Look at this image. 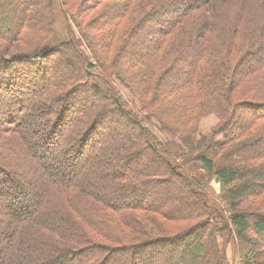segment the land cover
<instances>
[{
    "label": "trees",
    "instance_id": "obj_1",
    "mask_svg": "<svg viewBox=\"0 0 264 264\" xmlns=\"http://www.w3.org/2000/svg\"><path fill=\"white\" fill-rule=\"evenodd\" d=\"M8 1L0 0L19 2L20 15L0 13V264H229L234 240L246 247L243 264H264V0H131L107 13L110 47L100 44L102 52L88 31L100 23L85 22L80 4L71 18L69 0ZM43 6L44 38L59 11L92 36L80 34L90 56L67 24L66 39L28 42ZM152 21L158 35L143 55L119 59L132 30ZM150 51L159 54L145 59L151 66L133 79L136 88L125 68ZM116 79L147 114L125 102ZM175 93L187 104H177L175 119L147 106L164 108ZM246 94L255 101H240ZM206 113L219 120L200 134ZM152 119L179 142L158 139L145 123ZM112 122L136 141H116L117 131L102 137ZM182 156L216 178L223 207L177 170ZM182 177L195 200L180 216L176 200L148 195L163 187L168 195L170 179ZM247 199L261 210H245Z\"/></svg>",
    "mask_w": 264,
    "mask_h": 264
},
{
    "label": "rangeland",
    "instance_id": "obj_2",
    "mask_svg": "<svg viewBox=\"0 0 264 264\" xmlns=\"http://www.w3.org/2000/svg\"><path fill=\"white\" fill-rule=\"evenodd\" d=\"M6 2H10L8 0H5ZM131 0H69V4L70 7L72 6L70 12H69V16L72 18L71 14H72V10L74 9L76 11V5L80 4L79 6V13L81 14V7H85V10L82 11L84 12V20L85 22L87 21H91L93 20V18L97 19V22H99V26H97L96 32H94L92 30V32L90 31V29H88L89 33L92 35L95 34L96 35V39L93 40L94 43L96 44V47L100 49V51L102 50V46L104 45V47L108 46L110 47V40L107 41V29H106V24H111V21H108V17L109 14H107L108 12L110 13V15H112V11L116 12L117 11V7L123 3H129ZM0 2V13H4V15L6 16V12L9 10L10 12H12L11 14H16L20 15V10H19V2H16L17 4L14 5V8H12L11 5H9V3ZM19 5V6H18ZM18 9H15L17 8ZM47 15H48V10L43 6L42 8H40L38 11H36V13L32 14L33 18L31 20L30 25H32V28H30V26L28 25V27L26 28V33H27V37H28V42L33 44L38 43V39H41V41L45 44L48 42H57L58 40H62V39H66V24L70 25V33L73 35H75V37L77 38L76 40L79 41L78 39L82 40L81 35H83V33L87 32V39H91L92 41V36L88 33V31H86L85 29L79 27V23L76 24L75 21L71 20V19H67L65 20L63 18L62 13H60L59 11H57L55 13V25L52 28V31L50 32V34H48L46 36V38H44V31L45 29L48 27L47 25ZM37 16H39V19H37ZM98 16V17H97ZM136 17L139 16V13H137L135 15ZM9 17V16H6ZM77 17V16H75ZM79 19V18H78ZM71 21V22H70ZM90 24V23H89ZM145 25V27L143 26ZM76 26H78V28H76ZM54 29V30H53ZM141 29V32L139 31ZM157 24L155 23V21H152L148 24H146V22H142L139 26L135 27L132 30V33L124 40V41H128L126 43H124V46L122 48V50L119 52V59L121 57V55H124V62L129 61L132 62L134 60V58L139 57L143 54L140 55L139 51L142 50V48H146L149 47V45L153 42V40L155 39V37L158 35L157 32ZM33 30V31H32ZM138 31V32H137ZM134 32H137V34H135ZM81 34V35H80ZM135 34V36L133 37V35ZM85 38V40H87ZM178 37H172V39H176ZM177 41V39L175 40ZM103 42V43H102ZM79 44L82 46V49L84 50V52L86 53L87 56H90V49L87 48L86 45V41L82 40L79 41ZM102 44V46L100 45ZM115 46L119 45L117 44V42L114 41ZM89 45V43H88ZM172 44H170V46L168 48H171ZM177 47V45H176ZM89 50V51H88ZM102 52V51H101ZM123 52V53H121ZM121 53V55H120ZM156 54H159V52L157 51V53H153L152 51H150V53L147 55L148 57L144 59H142L138 64H132V66H128L129 64H127L126 68H125V75H126V80L129 81V83L134 84L135 85V81H133V79H138L140 77V75H142V73L144 74V69L147 70L150 66H151V62L145 61V59H152L155 58ZM65 57V55H63ZM128 58V59H127ZM168 58V57H167ZM56 60L54 61L55 64ZM62 62V59L59 60V63ZM66 64V63H65ZM26 65V64H25ZM73 65V64H72ZM71 65V66H72ZM54 69H57L54 67ZM129 72V73H128ZM70 72H66L65 74H68ZM136 75H133V74ZM118 88L120 89V92L122 94V98L125 100V102L127 104L130 105V107L137 113V114H147L146 110H143L144 108L142 107V105L139 103V101L137 100V98L131 93V91L128 88H125L117 79L115 80ZM161 83L158 84V87H156V95L153 97V99L151 98V103L154 104L155 102H157V100H159V96H158V91H159V87H160ZM136 87V85H135ZM137 88V87H136ZM247 92V91H246ZM141 93H143L141 91ZM251 94V93H250ZM181 94L180 93H175V94H171L168 97H166V101L165 104L167 105L166 107H162L161 104H158V107L155 108V106L151 105V104H147V106L149 108H151L150 110H154L159 116L163 117V118H171L173 117L174 119L177 116V110H179V107H177V104H183V105H187L186 102L184 100L181 99ZM240 95V94H239ZM243 99H241L240 101H255V98L253 97V95H248ZM145 97V96H144ZM149 99L150 94L146 95L145 98ZM185 99V98H184ZM108 104V103H107ZM244 113V112H243ZM71 117L70 113L67 115V117ZM67 117H65L67 119ZM64 118V119H65ZM245 118H243L242 120H244ZM218 116L215 113H206L205 116L201 117L198 120V130L200 134H206L208 133L211 129L214 128V126L218 123ZM146 125L148 126V128H150V130L152 131V133L154 135H156L158 137V139H160L163 143L165 142H169L171 140L177 141L179 142L177 139L174 138V136H170L167 135L163 132H160V126L159 124L152 119V123H148V121H145ZM234 127V125L232 126ZM116 128V129H115ZM102 129H104V133L102 135V137H107V135L109 133H115L116 131L119 133L121 132V135H117L115 134V140L118 141H123L122 139L124 137L126 138H131L132 140L136 141V133L132 132V130L125 126L122 123H118V122H112L110 124H108V126H104L102 127ZM230 130L236 131L234 129H231L230 126ZM130 134V135H129ZM219 136L216 137V139ZM74 149V148H72ZM132 150V148H131ZM74 151H78L74 149ZM76 153V152H73ZM72 154V153H70ZM60 158V156H58ZM230 157V156H229ZM229 157L225 158V162L230 161L227 160ZM187 157L182 156L180 158H178V163H179V169L177 170H181L184 172L185 177H191L196 179L200 184L204 185V190L203 188H199L193 184L191 181V186L193 189H195V192H200L203 194V197H201L202 199L204 198V195L206 194L205 192H207L208 196H209V201H213L215 202L217 206H219L221 204V206H224L223 203V194H222V190H221V186L220 183L216 180V178L210 174L207 173V171L198 164L195 163H188L186 160ZM231 159V158H229ZM147 160V158H146ZM143 162L145 160H142ZM229 163V162H228ZM155 167L158 168H162V166L160 165V163H154ZM180 171V172H181ZM190 175H188V174ZM187 175V176H186ZM187 179H184L182 177V179H174L171 178L170 181L168 182V186L170 188H166V191L169 190V194L168 195H162V191H165V187H163L160 191L159 194L156 196V192H151V195H148L149 197L151 196H155L154 198H160L164 201H171V200H176L177 204H175L177 210L181 211L179 213L180 216H183V213L186 212L187 210V205L191 204V200H195V197L191 195V193L189 192L190 188L188 183L186 182ZM197 189V190H196ZM150 194V193H149ZM153 198V199H154ZM263 197H261V199H263ZM257 200V199H256ZM208 201V200H207ZM208 201V203L210 204V202ZM256 201L254 199L251 200H243L242 201V205L244 208H246L245 210L247 211H257V210H261V208H257L255 207L254 203ZM183 211V213H182ZM181 224V222H179ZM259 238V237H257ZM220 241H222L223 239L220 237L219 238ZM254 244V243H253ZM257 248V246H256ZM244 249L246 250V247H244ZM244 249H241L239 247V244L234 240L233 243H230L227 248H226V256L227 259L230 261L229 264H243V253H244ZM202 256V255H199ZM199 256H197V258L199 259ZM121 260V259H118ZM123 260V259H122ZM126 260H128L126 258ZM153 261V260H152ZM129 262V261H128ZM154 262V261H153Z\"/></svg>",
    "mask_w": 264,
    "mask_h": 264
}]
</instances>
